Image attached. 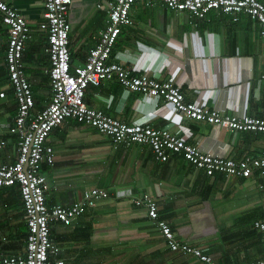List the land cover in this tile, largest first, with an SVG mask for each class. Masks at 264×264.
I'll return each instance as SVG.
<instances>
[{"label": "crops", "instance_id": "1", "mask_svg": "<svg viewBox=\"0 0 264 264\" xmlns=\"http://www.w3.org/2000/svg\"><path fill=\"white\" fill-rule=\"evenodd\" d=\"M5 1L25 15L32 29L24 61L39 111L51 97L45 72L49 58L44 0ZM113 1L73 0L69 18L75 63H82L97 43ZM131 16L134 23L122 28L112 59L126 51L129 59L139 57L138 66L153 71L163 68L164 77L174 75L188 100L206 101L229 114L264 117V38L257 21L243 14L234 22L231 16L212 11L209 21L194 26L186 11L145 2L135 3ZM6 49L7 27L0 21V92L6 90V96H0V138L6 142L0 160L11 163L18 156L19 136L11 132L18 106L9 84ZM122 92L117 81H106L90 86L85 101L126 122L155 110L152 124L170 125L171 106L161 101L157 108L137 92L126 98ZM138 97L143 101L137 108ZM183 128L193 132L189 142L200 141L203 147L234 159L264 149L262 134L225 132L187 118ZM47 143L55 149L54 163L41 165L50 185L48 205H71L93 187L113 193L98 199L71 225H52V240L58 248L55 260L64 264H202L192 254L171 250L144 206L130 196L116 197L115 192L124 188L135 196L155 198L160 218L172 226L177 238L202 248L218 264H243L263 257L264 233L254 226L263 216L257 174L248 178L227 177L222 172L208 175L183 153L170 152L167 159H156L146 145L115 146L108 135L72 118L54 128ZM19 193L17 185L0 188V247L7 255L26 252L27 239L23 243L22 236L29 226Z\"/></svg>", "mask_w": 264, "mask_h": 264}, {"label": "built area", "instance_id": "2", "mask_svg": "<svg viewBox=\"0 0 264 264\" xmlns=\"http://www.w3.org/2000/svg\"><path fill=\"white\" fill-rule=\"evenodd\" d=\"M73 0H44L47 22V54L51 97L48 104L36 111V100L32 84L28 79L24 61L26 43L32 37V29L25 15L5 0H0V21L7 27L6 63L9 84L17 101V115L11 132L19 136L16 161L6 163L0 160V188L17 185L27 215L29 234L25 254L7 255L0 247V264H64L55 260L58 248L52 240V225L55 222L71 225L88 207L94 206L100 198L113 193L102 188H89L81 199L71 205H48L46 194L49 180L41 172L45 162L53 164L55 149L47 143L52 130L67 119L92 126L108 135L115 146L132 144L148 146L156 159L165 160L170 152L183 153L189 162L202 168L208 175L216 172L227 177L253 174L259 176L262 195L263 216L255 221L256 229L264 233V149L260 154L246 153L240 159L219 154L207 149L200 141L189 142L193 136L190 128H183V121L193 119L205 121L225 132H252L264 136V117L249 115L247 112L229 114L212 107L207 102L188 100L182 85L174 75L163 76V68L150 70L138 66V59H129L126 51H119L115 59L112 54L125 26L134 21L131 10L135 3L145 2L149 6L158 3L172 11H186L189 22L197 26L199 21H209V14L216 11L231 16L237 22L243 14L257 21L260 35L264 38V2L261 0H115L109 3L105 27L100 31L97 43L90 48L82 63H75L71 52L70 31L72 24L69 11ZM208 36V33L206 34ZM130 61V63H127ZM117 81L123 88L124 98L132 92L151 100L157 108L163 101L172 108L170 125L157 127L152 124L155 110L132 122L92 107L85 101L90 86H100L106 81ZM6 96V90L0 92ZM113 95L109 98L112 100ZM143 99L136 98L138 108ZM181 129L184 131L181 133ZM6 142L0 138V151ZM116 197L130 196L138 206H144L148 216L155 222L161 234L173 251L192 254L202 264H218L202 248L191 246L177 238L172 226L160 218L158 202L150 196H135L130 188L115 192ZM243 264H264L263 257Z\"/></svg>", "mask_w": 264, "mask_h": 264}, {"label": "trees", "instance_id": "3", "mask_svg": "<svg viewBox=\"0 0 264 264\" xmlns=\"http://www.w3.org/2000/svg\"><path fill=\"white\" fill-rule=\"evenodd\" d=\"M19 196H21V194L19 193ZM21 201H22V205H23V213H25V209H24V203H23V200H22V197H21ZM26 214V213H25ZM28 234H29V227L25 226V228L23 229V236L24 237V242L26 244V239L28 237ZM51 237H52V231H51ZM53 239V238H52ZM54 242V241H53Z\"/></svg>", "mask_w": 264, "mask_h": 264}, {"label": "clouds", "instance_id": "4", "mask_svg": "<svg viewBox=\"0 0 264 264\" xmlns=\"http://www.w3.org/2000/svg\"><path fill=\"white\" fill-rule=\"evenodd\" d=\"M205 122V121H204ZM252 133V132H251Z\"/></svg>", "mask_w": 264, "mask_h": 264}]
</instances>
